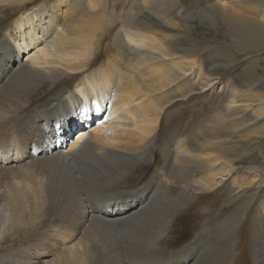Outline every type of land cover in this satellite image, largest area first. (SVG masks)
Returning a JSON list of instances; mask_svg holds the SVG:
<instances>
[{
    "label": "bare ground",
    "instance_id": "6f19581e",
    "mask_svg": "<svg viewBox=\"0 0 264 264\" xmlns=\"http://www.w3.org/2000/svg\"><path fill=\"white\" fill-rule=\"evenodd\" d=\"M177 1L123 0L109 4V0H0V10L3 12L7 6L23 9L8 36V49L10 44H14V50H9L10 59L12 56L13 60L17 61L16 53L19 54V51L28 46L34 47L27 58V67L33 76V83L17 89L12 82H6L0 88V149L4 148L6 153L12 152V158L16 160L31 157L26 164L9 165L3 171L4 175H11L16 181L14 185L7 184V199L12 209L9 219L14 232L19 230L18 228L35 223L45 225L47 218L43 215L48 203L44 195L46 192L53 194V200L55 197L58 199L55 201L56 216L53 221L58 230L55 235L62 239V243L69 240V236L64 233L86 218L87 231L94 233L100 228H119L122 227L121 224H130L132 221L127 222V218H131V215L133 218H140L152 209L157 213L167 211L165 207L157 206L162 204V190L165 188L162 189L155 182L138 190L129 189L127 179L133 177V172L139 171V168L152 163V159H161L168 163L167 174H164V171H156L157 168L155 171L157 176L160 174L169 178L173 183L172 187L178 184V176L184 175V179H187L189 174L195 171L203 173L200 176L192 174L191 178H188V185L196 191H212L230 176L234 189L240 190L254 183V180L245 174L240 176L242 179H239L238 174L233 176V162L227 156L229 151L221 141L208 140L206 144L195 146V142L189 144L186 138H178L173 133L167 145L161 148L162 151L164 147L167 148L166 152H158L160 157L153 154L154 151L149 158L147 155L146 158L142 156L148 153L152 140L156 141L154 136L167 115V108L174 106L178 99L183 100L195 94L198 89L200 92L208 90L212 83L219 81L220 73L234 62L220 59L210 51L206 52V46L199 41L181 40V36L187 37L191 27V24L187 23L191 12L201 11L204 15H218L232 31L236 29L237 36L241 39L248 37L252 48L264 46V6H259L264 5V0H236L235 8L227 7L225 0L209 1L208 6H200L198 10L192 8L188 14ZM118 7L127 8L116 12ZM247 13L257 14L255 17ZM169 15L171 18L166 19ZM214 16L211 19L205 17L216 20ZM5 52L7 53L6 50ZM250 52L248 50L243 53L247 55ZM6 53H2V56H6ZM10 59L3 56L0 67L7 61L5 68L8 69ZM22 72H25L24 68H17L12 78ZM1 73L0 77L7 72L3 70ZM68 76L81 78L75 86V92L59 100L67 99L66 106L75 108L78 111L76 120L83 123L72 136L59 137L67 147L66 150H61L56 149V143L61 146L62 142L54 138L53 132L49 133L44 129L42 123L37 124V120L44 119L45 124L50 123L49 126L55 127L56 124H52L55 119L54 111L61 104V100L57 104L54 102L50 106L37 109L34 116L25 117L26 114L23 113L30 111L32 104L37 101L34 100L36 91L47 87L49 82L55 83L52 88L54 89L58 83L67 80ZM27 78L30 79L29 75ZM252 83L254 84L255 80L251 78V82H246V86ZM263 85L260 89H264ZM238 90L231 89L232 98L230 97L229 104L224 106L225 109L228 110L230 105L239 101H246L245 96L239 100L236 98ZM262 93L257 95L259 101L264 99V91ZM43 96L47 97L46 94ZM17 101L21 104H16ZM10 102L17 105L14 114L10 113ZM235 106L241 107L240 103ZM259 109H262V106ZM209 123H212L210 119L207 120L205 129L203 128L204 132L209 131L210 126L213 131H210L211 133L221 132V125ZM17 127H23L18 134ZM44 131L46 135H43ZM158 140H162L160 136ZM28 148H32V152L28 151ZM74 163H77V166H72ZM55 164L69 165L72 168L61 175L57 183L53 181L56 183V191L51 192L52 179L49 178L44 184L38 175L50 171V167ZM64 198L68 200L65 201ZM175 198L176 201L172 202L171 207L167 205L172 208L171 211L178 206V193ZM97 199L103 203L107 200L102 212L99 207H95V203L91 207V201ZM127 205L138 206V210L132 209L129 217L125 216V211H131V207ZM71 206L74 208V215L69 212ZM261 207L264 215V201ZM117 208L123 215L110 217L117 214ZM153 225L149 224V228H154ZM91 235L87 237L90 241L93 239ZM126 236L128 238V235ZM122 242L128 250L130 244L123 240ZM85 243L79 240L67 245L64 250L61 249L65 255L60 264L97 263V259H94V249L88 248ZM137 260H133V263H142Z\"/></svg>",
    "mask_w": 264,
    "mask_h": 264
},
{
    "label": "rangeland",
    "instance_id": "374dc122",
    "mask_svg": "<svg viewBox=\"0 0 264 264\" xmlns=\"http://www.w3.org/2000/svg\"><path fill=\"white\" fill-rule=\"evenodd\" d=\"M103 1L107 2L108 0ZM122 1L109 0V4ZM209 1L215 0H178L177 2L183 8L182 10L184 12L187 10L188 14L193 9L198 10L200 6H208ZM225 2V5H228L227 7L235 8L236 0H225ZM259 6L264 5L261 4ZM126 8L118 7L116 12H121ZM22 10L14 6H7L4 12L0 10L1 61L3 56L4 58L7 56L10 59L9 55L11 54L9 50H14L13 43L10 44V49H8V36L13 31L14 23ZM247 14L256 17L255 13ZM205 16L211 19L214 15H204L201 11L198 13L191 12L189 17H187V23L188 25L191 24V27L187 32V37L181 36L183 38L185 37L184 39L181 38V40L184 42H190L191 40L199 41L202 45L206 46V52L210 51L211 54L220 59H229L234 62L232 64L230 63L231 66L228 65L230 67L225 68L220 73L219 81L212 83L208 90L200 92L198 89L195 94H191L183 100L178 99L174 106L170 105L167 108V115L161 121L159 125L160 129L157 130V134L154 136V140L157 141L158 136L162 140H158L159 142L157 141V143L152 140L148 153H144L142 156L145 157L147 155L146 157L149 158L154 151L153 154L160 157L158 152L162 151L161 148L167 145L174 134L178 138H186L189 144L195 142V146L206 144L208 140L221 141L229 151L227 156L233 162L232 164L235 170L233 176L238 174L239 179H242L240 176L245 174L248 178L254 180V183L251 186L242 187L240 190L234 189L230 183L232 177L230 176L212 191H196L188 185L190 181L188 178H191L192 174L200 176L203 173L201 171H195L189 174L187 179H184V175L182 177L178 176V184L172 187L173 183L169 178L161 176L160 174L158 176L156 175L157 170L162 173L164 171V174H167L166 172H169L168 163L161 159L160 161L152 159V163L149 165L146 164V167L139 168V171L133 172V177L127 179L130 185L129 189L138 190L147 184L155 182L162 189L165 188L164 191L162 190V204L160 203L159 205L157 203L159 200H157V206H163L165 207L164 209H168L167 211L157 213L152 209V211L150 210L148 212L149 215H142L145 219L142 216L140 218L139 216L133 218L132 215L130 218L129 214L132 213V209L138 210V206L127 205L131 207V211H125V216L128 215L127 222L132 221V223L127 225L121 224L122 227L119 226V228L114 226V228L116 227L115 229L113 227L100 228L94 231V233H90L87 231L88 220L86 218V220L75 225V227L68 229L67 233H64L69 236V240L62 243V239L55 235V231L57 233L58 230H56L57 228L54 226L56 223L53 221L54 216H56L54 210L57 202L55 201H58V199L55 197V200H53V194L49 195L50 193L48 194L47 192L44 193L48 202L47 208H44L46 211L44 210L45 213L43 212V216L47 218L45 225H41V223L40 225H36L35 223L36 226H24V228H18L19 230L14 232L9 219L12 209L7 197L9 195L8 185H14L16 181L11 175H4L3 171L9 165L19 166V164H26L25 162H29L31 157H22L16 160L12 158V152L6 153L4 148H1L0 264H50L53 261L55 262L52 264H60L64 258L63 255H65L62 252L65 249L64 247L79 240L84 243L87 241L85 243L87 247L89 246L88 248L94 249L93 251L96 254V258L94 259H97V263L99 264H134L133 260H137V258V261H142L143 264H255L256 261V264H264V215L261 210V204L264 201V99L261 101L257 99V95L264 91V89H260V86L264 84V46L258 44L259 46L252 48L253 45L250 44L251 40L245 36L242 39L237 36L236 29L232 31L220 16L215 15L214 19L216 20H210ZM168 18H171V15L167 16L166 19ZM245 49L251 52L244 55L243 52H247ZM33 50V46H28L25 50L19 51V54L16 53L17 61H14L11 56L8 69L7 67L5 68L7 66L5 62L7 61H4V64L0 67V73L3 70L7 73L0 77V88L6 82H12L17 89L21 87L25 88L33 83V76L27 67V58ZM2 53H6V56L5 54L2 56ZM19 67L24 68L25 72L16 74L13 79L12 74ZM28 75L30 79L27 78ZM37 77L34 79L36 80ZM80 78L81 76L73 78L68 76L66 78L67 80L58 83L54 89L52 88L55 83L49 82L47 87L36 91L35 97L37 99L35 98L34 100L37 101L32 104L30 111L23 113L26 114L25 117L34 116L37 113V109L50 106L54 102L57 104L61 100L59 98H66L68 96L67 94L74 93L75 86ZM251 78L255 80V83L246 86V82H251ZM232 88L239 89V93L236 94L238 100L245 96L247 102L239 101L237 103H240L241 107L235 106L237 105L236 103L235 105H230L232 108L229 106L227 110L224 106L227 103L229 104L232 98ZM51 89L52 91H50ZM44 94L47 97L43 96ZM59 103L61 104H59V107H56L54 111L55 119L52 122V124H56L55 127L52 128L49 126L50 123L45 124L44 119L37 120V124L42 123L44 129L49 133L53 132L54 138L62 142V139H59L60 136H72L76 130L82 127L81 123L83 122L80 123L76 120L78 111L75 108H68L66 106L68 105L67 99H63ZM16 104L21 103L17 101ZM16 104L8 103L11 114L15 113L17 108ZM260 106H262V109H259ZM233 111H236L235 114H232ZM209 119L212 122L209 125H221L222 128H220L222 130L220 133H211L213 132L210 130L211 126L209 131H203ZM22 128L17 127L16 134ZM55 128L56 130L54 131ZM222 131H225V133ZM43 135H46V131H44ZM3 143H5L4 138ZM61 144L60 146V143H56V149L66 150V144L64 142ZM14 147L17 148L16 145ZM31 149L28 148V151L32 152ZM166 150L167 148L165 149L164 147L162 152H166ZM83 154L88 155L87 153ZM58 165H52L50 171L41 172L38 175L44 184L46 180L49 181V178L52 179L51 183L53 185H51V192L56 191V183L60 180V176H63L72 166H77V163L72 164V166ZM64 168L65 171H63ZM54 180L56 183L53 182ZM17 182L20 183L19 180ZM177 193L178 206L174 211H171L172 208H169L167 205L169 204L171 207L172 202L176 201L175 197ZM179 193L183 194L180 195ZM184 193L186 197H183ZM49 197L50 200L48 199ZM64 200L67 201L68 198H64ZM147 201L148 199L144 204ZM91 202V207L95 203V207H99L102 212V209H105L104 205H106L107 200L104 203L99 199L92 200ZM66 204L70 206L69 203ZM72 208L73 206L70 207L69 212L71 211L70 214L74 215V211L72 212L74 208ZM119 210L117 208L115 210L117 214L110 217L122 216L123 214H120ZM123 210H127V208H123ZM148 216L150 217L148 218ZM147 218L155 222H148ZM38 220L39 218L37 216L36 221ZM149 224H155L153 225L154 228H149ZM229 227L231 228L228 229ZM89 234H92V241L87 238ZM126 235H128V238ZM122 240L130 244L128 250L125 249V243ZM126 251H129V254ZM147 255L150 258H147ZM140 257H142L141 260L139 259Z\"/></svg>",
    "mask_w": 264,
    "mask_h": 264
},
{
    "label": "snow or ice",
    "instance_id": "6c2138e0",
    "mask_svg": "<svg viewBox=\"0 0 264 264\" xmlns=\"http://www.w3.org/2000/svg\"><path fill=\"white\" fill-rule=\"evenodd\" d=\"M86 111V110H85Z\"/></svg>",
    "mask_w": 264,
    "mask_h": 264
}]
</instances>
